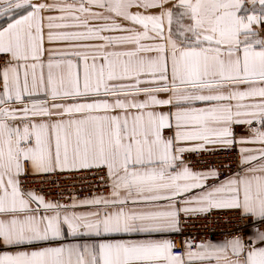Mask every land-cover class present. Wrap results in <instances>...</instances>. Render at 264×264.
Wrapping results in <instances>:
<instances>
[{"label": "snow or ice", "instance_id": "1", "mask_svg": "<svg viewBox=\"0 0 264 264\" xmlns=\"http://www.w3.org/2000/svg\"><path fill=\"white\" fill-rule=\"evenodd\" d=\"M214 210L248 239L177 243ZM261 225L264 0H0V264H264Z\"/></svg>", "mask_w": 264, "mask_h": 264}, {"label": "built area", "instance_id": "2", "mask_svg": "<svg viewBox=\"0 0 264 264\" xmlns=\"http://www.w3.org/2000/svg\"><path fill=\"white\" fill-rule=\"evenodd\" d=\"M236 149V151L229 153H217L215 156L211 157L205 155L201 158L192 155L189 159L195 164L196 168L204 167L206 162H208L209 165L215 162L216 165L224 164L225 167L231 166L235 169L237 167L236 160L239 154L238 146H236ZM197 161H199V163H196ZM40 179L41 178H37V182L30 184V187L42 190V194H45L47 199L58 200L61 204L66 205H70L72 199L75 197L100 195L106 194L107 192V189L103 187L99 179V175L93 176L85 173L83 175L70 176L65 174L46 178L49 181L55 180V184H41L39 182ZM231 214L233 213L226 210H214L207 216L191 219L185 225L183 234L177 235L174 238L178 244L184 239L193 240L196 243L206 240H211L213 242L224 241L226 239H231L232 235L243 236V238L247 240L250 235V230L246 227H242V225L248 224L249 220H240L238 217V219H234V214ZM237 228H240L241 231H236ZM260 228L264 230V225H261Z\"/></svg>", "mask_w": 264, "mask_h": 264}, {"label": "crops", "instance_id": "3", "mask_svg": "<svg viewBox=\"0 0 264 264\" xmlns=\"http://www.w3.org/2000/svg\"><path fill=\"white\" fill-rule=\"evenodd\" d=\"M236 131H237L238 135H246V132H245L243 127L237 128ZM237 146H238V148L240 147L239 145H237ZM83 198H85V197H78L76 199L80 200V199H83ZM83 210H85V209H77V211H83ZM215 242H222V241H215Z\"/></svg>", "mask_w": 264, "mask_h": 264}, {"label": "bare ground", "instance_id": "4", "mask_svg": "<svg viewBox=\"0 0 264 264\" xmlns=\"http://www.w3.org/2000/svg\"><path fill=\"white\" fill-rule=\"evenodd\" d=\"M231 215H233V214H231ZM233 218H234V219H238V218H237L236 216H234V215H233ZM239 222H240V220H239ZM240 223H241V222H240ZM226 228H228V227H226ZM226 228H225V229H226Z\"/></svg>", "mask_w": 264, "mask_h": 264}, {"label": "rangeland", "instance_id": "5", "mask_svg": "<svg viewBox=\"0 0 264 264\" xmlns=\"http://www.w3.org/2000/svg\"><path fill=\"white\" fill-rule=\"evenodd\" d=\"M63 182H64V180H63ZM75 198H78V197H75ZM47 199V198H46ZM72 202V201H71ZM71 204V203H70Z\"/></svg>", "mask_w": 264, "mask_h": 264}]
</instances>
